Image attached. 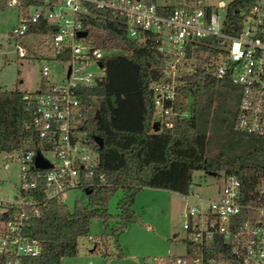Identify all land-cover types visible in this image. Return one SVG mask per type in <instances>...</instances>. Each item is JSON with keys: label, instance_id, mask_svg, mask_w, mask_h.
I'll return each mask as SVG.
<instances>
[{"label": "built area", "instance_id": "built-area-1", "mask_svg": "<svg viewBox=\"0 0 264 264\" xmlns=\"http://www.w3.org/2000/svg\"><path fill=\"white\" fill-rule=\"evenodd\" d=\"M227 3L0 0V9L16 11V24L7 35L15 55L25 58L32 51L29 45H21L23 38L39 37L44 46L38 54L42 62L38 86L22 97L32 114L25 125L28 133L17 150L4 152V167L9 159L18 166L17 195L8 199L0 193V257L4 264L37 256L41 242L27 233L31 222L48 203L66 206L69 191L82 193L91 185L98 153L93 139L82 129L88 111L79 97L83 88L101 80L102 58L124 49L104 30L87 23L89 18L117 21L127 38L148 40L160 54V77L150 85L151 124L157 121L158 129L170 128L174 119L186 116L173 108L181 77L196 68H208L212 77L226 79L238 88L235 128L264 138V0H254L238 29L229 33L224 31ZM167 8L170 10L165 12ZM40 24L46 28L45 34L28 32ZM80 31L85 35L77 36ZM201 43L213 51L205 62L198 60ZM36 156L46 167L35 166ZM214 176L220 183L215 198L203 199L190 189L183 195L194 201L180 213L184 251L146 256L143 264H264V201L242 203L235 175L218 172ZM258 193H264L262 184Z\"/></svg>", "mask_w": 264, "mask_h": 264}, {"label": "trees", "instance_id": "trees-1", "mask_svg": "<svg viewBox=\"0 0 264 264\" xmlns=\"http://www.w3.org/2000/svg\"><path fill=\"white\" fill-rule=\"evenodd\" d=\"M253 1H228L225 32L238 29ZM87 23L104 30L124 49L123 53L102 58L101 80L83 88L79 97L88 111L82 129L90 139L97 136L102 141L100 148L91 141L98 164L91 185L71 209L50 202L31 222L27 233L40 240L41 250L35 257L20 259L19 264H60L62 257L74 256L77 239L87 235L94 218L101 223L114 219L109 235L116 243L118 234L134 220L131 205L137 191L157 188L185 195L197 171L233 174L240 181L242 203L264 201V193H258L259 186H264V138L235 128L238 88L226 79L212 77L208 68H196L183 75L175 89L174 111L185 112L186 116L174 119L170 128L152 132L150 85L160 77V54L148 40L127 38L123 26L115 20L95 17ZM28 32L45 34L47 30L40 24ZM197 50L202 62L213 54L203 43ZM23 95L17 90H0V152L17 150L28 133L25 125L32 114ZM117 190V212L112 215L106 203ZM0 264H4L1 257Z\"/></svg>", "mask_w": 264, "mask_h": 264}, {"label": "rangeland", "instance_id": "rangeland-1", "mask_svg": "<svg viewBox=\"0 0 264 264\" xmlns=\"http://www.w3.org/2000/svg\"><path fill=\"white\" fill-rule=\"evenodd\" d=\"M156 4L164 0H153ZM173 3V0H166ZM228 2L229 0H223ZM214 3L216 0H205ZM16 11L11 8L0 9V90H17L20 92L34 91L40 79L38 54L44 51L39 37L29 41L23 38L22 44L29 45L31 50L25 58H18L13 45L7 44V35L16 24ZM42 39V38H41ZM43 40V39H42ZM44 41V40H43ZM26 48V47H25ZM14 155V154H12ZM4 152H0V193L11 199L17 195L18 166L12 159L4 167ZM191 192L203 199L217 196L220 186L217 176L201 171L194 172L191 178ZM120 191L114 192L106 203L107 211L115 215L116 201ZM82 193L75 189L67 193L66 207L72 208ZM194 203L183 195L157 188H141L134 196L131 210L134 220L126 224L116 237V243L109 235V227L114 219L101 223L94 218L89 222L86 236L77 239V253L72 257H62L61 264H143L146 256L176 255L184 251L180 238V213L186 204ZM172 234H176L173 238ZM92 240H88L87 236ZM93 245H97L90 251Z\"/></svg>", "mask_w": 264, "mask_h": 264}, {"label": "water", "instance_id": "water-1", "mask_svg": "<svg viewBox=\"0 0 264 264\" xmlns=\"http://www.w3.org/2000/svg\"><path fill=\"white\" fill-rule=\"evenodd\" d=\"M77 36H83V35H85V32L84 31H80V32H77V34H76ZM100 65V64H99ZM94 118H98V116H97V111H95V116H94ZM151 128H152V130L155 132V131H157L158 130V122L157 121H154V122H152V124H151ZM92 139H93V141L95 142V144L97 145V147L98 148H100L101 147V139L99 138V137H97V136H94V137H92ZM34 164H35V166L36 167H39V168H43V167H46V164L45 163H43L41 160H40V158L38 157V156H36L35 157V160H34ZM208 175H214L213 173H207ZM88 191H86V193H87Z\"/></svg>", "mask_w": 264, "mask_h": 264}, {"label": "crops", "instance_id": "crops-1", "mask_svg": "<svg viewBox=\"0 0 264 264\" xmlns=\"http://www.w3.org/2000/svg\"><path fill=\"white\" fill-rule=\"evenodd\" d=\"M175 193V192H174ZM176 194H178V193H176ZM181 195V194H180ZM172 236H173V234H172ZM91 250V249H90ZM60 264H61V259H60Z\"/></svg>", "mask_w": 264, "mask_h": 264}]
</instances>
